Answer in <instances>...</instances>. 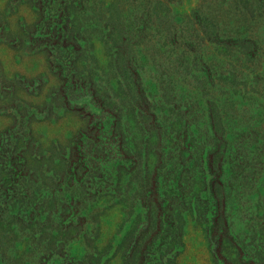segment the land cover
<instances>
[{
  "label": "rangeland",
  "instance_id": "1",
  "mask_svg": "<svg viewBox=\"0 0 264 264\" xmlns=\"http://www.w3.org/2000/svg\"><path fill=\"white\" fill-rule=\"evenodd\" d=\"M0 264H264V0H0Z\"/></svg>",
  "mask_w": 264,
  "mask_h": 264
}]
</instances>
